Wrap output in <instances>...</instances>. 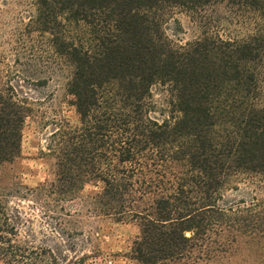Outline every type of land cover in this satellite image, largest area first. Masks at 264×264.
<instances>
[{
  "label": "trees",
  "instance_id": "obj_1",
  "mask_svg": "<svg viewBox=\"0 0 264 264\" xmlns=\"http://www.w3.org/2000/svg\"><path fill=\"white\" fill-rule=\"evenodd\" d=\"M33 7L25 27L46 37L51 60L70 70L78 125L48 138L53 181L14 184V200L53 202L63 212L85 186H100L80 211L138 224L131 249L138 264H200L241 239H264V0H33ZM219 7L249 33L223 38L211 15ZM175 12L198 25L199 38L180 45L168 35ZM1 81L0 169L20 157L31 111ZM154 86L167 93L160 122L150 117ZM240 176L253 191L227 190ZM9 196L0 185V264H52L50 252L17 240Z\"/></svg>",
  "mask_w": 264,
  "mask_h": 264
},
{
  "label": "rangeland",
  "instance_id": "obj_2",
  "mask_svg": "<svg viewBox=\"0 0 264 264\" xmlns=\"http://www.w3.org/2000/svg\"><path fill=\"white\" fill-rule=\"evenodd\" d=\"M33 15V0H0L1 83L15 88L19 96L29 101L31 109L22 129L20 157L0 169V185L10 193V207L18 210L12 215L17 240L21 245L50 252L47 260L52 264H138L131 256L132 245L140 234L138 224L94 218L84 209L80 211V204L99 193L100 186H85L74 200L61 204L63 212L53 202L41 206L14 200V184L34 189L53 181L55 161L46 149L48 138L57 127L78 125V116L67 96L70 70L51 60L46 37L39 38L25 27ZM211 15L213 26L219 25V34L225 39L242 38L249 33L241 25L229 22L222 7ZM170 19L167 33L176 43L183 45L199 38L200 29L187 14L175 12ZM34 55L37 59H32ZM260 84V106H264V65ZM151 95L155 108L150 117L160 122L164 119L161 115L166 109L167 93L154 86ZM232 187L251 192L255 186L240 176L228 182L227 190ZM237 194L225 193L229 198L239 197ZM260 194L264 195V190ZM200 264H264V239H241L225 253Z\"/></svg>",
  "mask_w": 264,
  "mask_h": 264
}]
</instances>
